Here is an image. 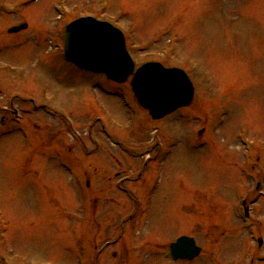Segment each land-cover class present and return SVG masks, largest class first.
<instances>
[{
  "label": "rangeland",
  "instance_id": "obj_1",
  "mask_svg": "<svg viewBox=\"0 0 264 264\" xmlns=\"http://www.w3.org/2000/svg\"><path fill=\"white\" fill-rule=\"evenodd\" d=\"M58 14L62 23L92 16L119 27L136 67L183 69L196 90L191 105L152 122L128 83L66 64ZM9 95L21 99L10 107ZM0 106L8 109H0V264L257 256L237 196L256 183L250 168L264 183V0H0ZM258 201L252 224L264 238ZM180 236L201 255L166 261Z\"/></svg>",
  "mask_w": 264,
  "mask_h": 264
},
{
  "label": "water",
  "instance_id": "obj_2",
  "mask_svg": "<svg viewBox=\"0 0 264 264\" xmlns=\"http://www.w3.org/2000/svg\"><path fill=\"white\" fill-rule=\"evenodd\" d=\"M64 52L67 61L82 69L104 73L117 83H123L133 75L132 92L153 120L186 107L192 101L193 87L180 70L148 63L133 74L134 66L125 51L121 34L107 24L89 19L72 23L66 28ZM199 252L192 239L182 237L169 246L168 256L173 260H192Z\"/></svg>",
  "mask_w": 264,
  "mask_h": 264
},
{
  "label": "flooded vegetation",
  "instance_id": "obj_3",
  "mask_svg": "<svg viewBox=\"0 0 264 264\" xmlns=\"http://www.w3.org/2000/svg\"><path fill=\"white\" fill-rule=\"evenodd\" d=\"M262 184H264V183H258V184H257V187H256V190H257V191H259V190H260V188L262 189ZM250 191H252V192H253V189H250ZM258 194H260V195H263V193H262V192H261V193H258ZM260 247H262V245H261Z\"/></svg>",
  "mask_w": 264,
  "mask_h": 264
}]
</instances>
